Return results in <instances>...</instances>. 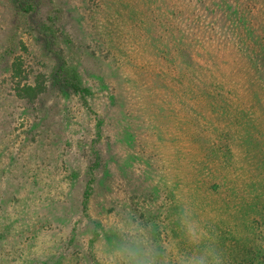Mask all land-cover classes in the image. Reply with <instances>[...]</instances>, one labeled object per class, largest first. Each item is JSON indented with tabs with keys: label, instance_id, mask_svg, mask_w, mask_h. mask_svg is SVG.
<instances>
[{
	"label": "rangeland",
	"instance_id": "1",
	"mask_svg": "<svg viewBox=\"0 0 264 264\" xmlns=\"http://www.w3.org/2000/svg\"><path fill=\"white\" fill-rule=\"evenodd\" d=\"M16 1L0 0V195L10 191L5 204L42 214L55 209L63 219L43 229L33 250L71 264L74 223L78 253L87 250V223L72 211L76 194H68L83 188L78 180L94 146L103 159L95 173L107 178L98 188L110 200L102 210L91 205L110 237L92 244L97 259L120 239L115 225L135 221L150 241L159 228L160 264H175L167 253L191 250L178 225L187 209L224 264H264V0H226L237 14L213 10L212 2L223 0H195L204 42L188 57L202 72L184 75L198 86L184 96L171 82L176 76L158 70L159 42L151 33L159 28L150 19L147 32L137 27V14L160 18L157 3L38 0V10L21 17ZM16 56L30 82L43 76L49 87L61 61L77 66L93 93L92 112L55 87L34 102L16 98L7 71ZM72 173L75 188L63 181Z\"/></svg>",
	"mask_w": 264,
	"mask_h": 264
},
{
	"label": "trees",
	"instance_id": "2",
	"mask_svg": "<svg viewBox=\"0 0 264 264\" xmlns=\"http://www.w3.org/2000/svg\"><path fill=\"white\" fill-rule=\"evenodd\" d=\"M147 2H149V4H152L151 2L157 3L156 9L160 12V18L154 19V17L150 18V16H148V18L145 19L142 15L137 14V27L144 26V32H147L145 30V25H149L153 22L156 28L160 30L159 33H151L153 38L157 40L155 43L159 42L157 50L160 60L158 69L161 73L160 75L165 76L169 73L168 75L170 76H176V79L173 78L171 82L173 86H176L178 91L182 93V96L188 92L195 95L194 91L191 92L189 90L193 89L192 87L196 88L198 86H194V81L187 80L186 78L184 79V75L191 73L192 76L195 75L197 79L198 73L202 72L198 63L194 60H192V62L188 57V50H190L191 47L196 48L200 46L199 44L204 42V30H202V28H204V19L202 17L203 8L195 0H147ZM219 3L220 4H218L217 1L212 2L213 10L215 7L218 9L231 8L233 10L232 4L226 0ZM110 4L112 5L113 2ZM38 7V0L16 1V8L19 9L21 17L28 16L30 13L37 11ZM100 7L101 5L99 8ZM236 12L237 9L234 14H237ZM118 14L121 19L124 18L123 13ZM150 15L152 16V14ZM48 17L51 19L50 16ZM149 19L152 22L149 21ZM43 27L46 26L42 24V28H40V32L42 33L44 30ZM47 35L49 36L50 34L47 33ZM231 45L235 46L234 42H231ZM3 56L4 54H1L0 58ZM184 56L189 58L190 64L185 63L183 59ZM76 68L77 66L75 65H66L65 62L61 61L57 69L54 70L53 77L50 79V87H55L54 89L62 94L76 96L79 101L92 112L93 106L90 105V100L93 93L91 88L84 83ZM7 71L9 72L14 96L18 99L34 102L41 94L47 92V89L50 88L48 83L43 82V76H38L33 82H30L29 74L23 67V62L19 56L12 59L7 66ZM96 119L95 139L99 142L102 135V120H99V118ZM96 140L93 141L95 146ZM92 153L93 162L90 163L87 175L84 180H78L79 183L83 182V188H81V190L70 189L68 194L69 196L76 194L74 198L75 203L71 205L72 211H78L79 217L85 219L87 226L84 230L90 234L87 241V250L78 253L80 245L76 243L77 233L75 223L70 228L67 237L68 245L73 246L76 251L74 255H72L73 257L71 256L69 259L71 264H100L101 260L97 259L95 253L92 251V244L99 240H102L103 243H106V241L108 243L110 240V237L107 236L108 231L105 230V226L102 225L99 219H94L90 212L92 204L95 206V203H97L100 210L104 209L106 207L105 205L110 204V200L106 199L104 193L100 194L98 188L99 185L107 182V178H105V175L95 173L101 166L100 162L103 160L101 151L93 146ZM77 179V175L72 173L66 176L63 181L69 187L75 188V180ZM9 193L6 191L5 195H0V264H67V262H63L64 258L61 256L47 258V255H38L33 250V245L37 243V237H39V234L43 232L46 226H51L53 223L58 225L62 222L63 219L60 217L59 211L54 209L52 213L46 212L42 214L39 209L28 205L22 207L21 205H12L13 203L7 205L5 202ZM138 198L140 197L138 196ZM59 208L60 204L58 206V209ZM54 212H56V214ZM49 217H53L56 220H51ZM78 221L79 219H77L76 223ZM159 231L157 226L152 228L151 241H154V244H157L160 239ZM106 237L107 239H105ZM112 237L118 238L117 234H114ZM15 245H17V247ZM78 261H82V263ZM256 263L259 264L258 262Z\"/></svg>",
	"mask_w": 264,
	"mask_h": 264
},
{
	"label": "clouds",
	"instance_id": "3",
	"mask_svg": "<svg viewBox=\"0 0 264 264\" xmlns=\"http://www.w3.org/2000/svg\"><path fill=\"white\" fill-rule=\"evenodd\" d=\"M178 225L190 251L167 253L174 257L175 264H224V258L218 248L209 241L208 233L200 222L187 209L178 213ZM120 235L114 247L107 244L102 251L100 264H160L161 253L151 242L145 229L130 222L115 225Z\"/></svg>",
	"mask_w": 264,
	"mask_h": 264
}]
</instances>
